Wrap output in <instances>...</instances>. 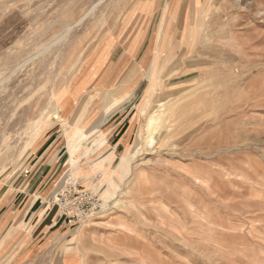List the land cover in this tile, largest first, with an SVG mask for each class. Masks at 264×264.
<instances>
[{
	"label": "rangeland",
	"instance_id": "374dc122",
	"mask_svg": "<svg viewBox=\"0 0 264 264\" xmlns=\"http://www.w3.org/2000/svg\"><path fill=\"white\" fill-rule=\"evenodd\" d=\"M0 264H264V0H0Z\"/></svg>",
	"mask_w": 264,
	"mask_h": 264
},
{
	"label": "built area",
	"instance_id": "2783aa9c",
	"mask_svg": "<svg viewBox=\"0 0 264 264\" xmlns=\"http://www.w3.org/2000/svg\"><path fill=\"white\" fill-rule=\"evenodd\" d=\"M29 170H25V175ZM101 177V173L98 174ZM98 195L90 189H81L76 183L66 184L54 196L52 203L57 205L63 215L76 220H90L98 215L101 203Z\"/></svg>",
	"mask_w": 264,
	"mask_h": 264
},
{
	"label": "bare ground",
	"instance_id": "6f19581e",
	"mask_svg": "<svg viewBox=\"0 0 264 264\" xmlns=\"http://www.w3.org/2000/svg\"><path fill=\"white\" fill-rule=\"evenodd\" d=\"M151 92V91H150ZM150 96L148 95L147 97H145L146 99L149 98ZM58 113H60V118L63 117V114L64 112H62V109H60L59 111H57ZM59 117V114H57ZM160 118L161 116L159 115V113H156L154 112L153 114L150 115V117L148 118L147 120V123H146V130L148 133H150L151 137L152 136V132L153 131H157L159 128H160ZM83 131V129L81 127H76L75 129L72 130L70 136L68 137L70 143H71V140L74 138V137H77L79 135V133H81ZM76 142L73 143L72 146L69 147V150L72 154L75 153V145ZM135 154V153H134ZM131 150L130 149H127L124 154L121 156V159L120 161L118 162L117 164V169L120 170V171H125L128 169V167L130 166L131 164V161H132V157L133 155ZM71 161H72V164L74 165L76 163L75 159L73 157H71Z\"/></svg>",
	"mask_w": 264,
	"mask_h": 264
},
{
	"label": "crops",
	"instance_id": "0c3cea01",
	"mask_svg": "<svg viewBox=\"0 0 264 264\" xmlns=\"http://www.w3.org/2000/svg\"><path fill=\"white\" fill-rule=\"evenodd\" d=\"M30 185L29 184H25V187L23 188V189H20V190H18L16 193H15V197L13 198V201L14 202H12V210H10V211H4L2 214H16V212L15 211H13V208H16V206H17V204H22V199L24 198V199H26L27 198V194H28V192L26 193V191L25 190H27L28 188L29 189H31L30 187H29ZM22 187H23V184H22ZM28 189V190H29ZM19 193H24V194H19ZM17 197H20L19 198V200H17L18 198ZM14 203V204H13ZM36 204V201L35 202H33L24 212H23V210H22V212H20V214H23V216H24V218H25V220L26 219H28V218H30L33 214H35L36 213V211L34 212L33 211V209H34V205ZM27 205V204H26ZM19 210V209H18ZM58 212H57V215L54 217V219L52 220V225H50V227H52V226H54V225H56L57 223H59L60 224V227H65V226H67V225H73V222H69V220H67L64 216H63V213L61 212V210L58 208ZM48 212L46 211L45 212V214H47ZM42 217V216H41ZM46 219V217L45 216H43L40 220H39V223L41 224V223H43L44 222V220ZM46 228H48V226H46Z\"/></svg>",
	"mask_w": 264,
	"mask_h": 264
}]
</instances>
